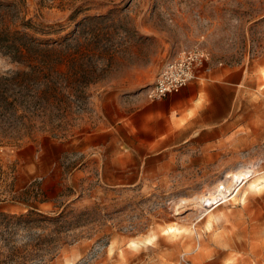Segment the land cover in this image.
<instances>
[{"label": "rangeland", "instance_id": "rangeland-1", "mask_svg": "<svg viewBox=\"0 0 264 264\" xmlns=\"http://www.w3.org/2000/svg\"><path fill=\"white\" fill-rule=\"evenodd\" d=\"M192 47L240 77L226 143L158 156ZM0 264H264V0H0Z\"/></svg>", "mask_w": 264, "mask_h": 264}, {"label": "crops", "instance_id": "crops-1", "mask_svg": "<svg viewBox=\"0 0 264 264\" xmlns=\"http://www.w3.org/2000/svg\"><path fill=\"white\" fill-rule=\"evenodd\" d=\"M239 81V76L214 67L176 93L145 101L139 110L148 122L145 132L154 135L150 142L158 143V156L188 142L203 149L225 144Z\"/></svg>", "mask_w": 264, "mask_h": 264}, {"label": "built area", "instance_id": "built-area-1", "mask_svg": "<svg viewBox=\"0 0 264 264\" xmlns=\"http://www.w3.org/2000/svg\"><path fill=\"white\" fill-rule=\"evenodd\" d=\"M222 64L220 61H213L204 48L185 49L162 65L154 80L144 87L143 94L149 101L162 99Z\"/></svg>", "mask_w": 264, "mask_h": 264}, {"label": "bare ground", "instance_id": "bare-ground-1", "mask_svg": "<svg viewBox=\"0 0 264 264\" xmlns=\"http://www.w3.org/2000/svg\"><path fill=\"white\" fill-rule=\"evenodd\" d=\"M252 186H253V185H252ZM252 186H251V187H252Z\"/></svg>", "mask_w": 264, "mask_h": 264}]
</instances>
